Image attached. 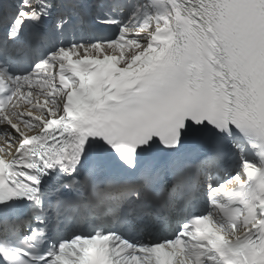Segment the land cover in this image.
I'll return each instance as SVG.
<instances>
[{
    "label": "snow or ice",
    "instance_id": "6c2138e0",
    "mask_svg": "<svg viewBox=\"0 0 264 264\" xmlns=\"http://www.w3.org/2000/svg\"><path fill=\"white\" fill-rule=\"evenodd\" d=\"M0 89V264H264V0H0Z\"/></svg>",
    "mask_w": 264,
    "mask_h": 264
}]
</instances>
